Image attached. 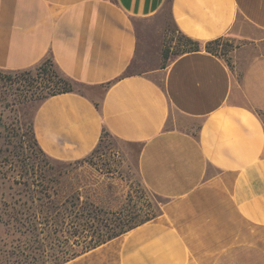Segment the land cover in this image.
Segmentation results:
<instances>
[{
  "label": "crops",
  "instance_id": "0c3cea01",
  "mask_svg": "<svg viewBox=\"0 0 264 264\" xmlns=\"http://www.w3.org/2000/svg\"><path fill=\"white\" fill-rule=\"evenodd\" d=\"M166 0H0V70L45 58L86 92L42 101L32 119L49 159L90 155L103 132L138 148L160 213L65 264H264V0H172L175 30L244 41L228 65L205 51L128 73L134 21Z\"/></svg>",
  "mask_w": 264,
  "mask_h": 264
},
{
  "label": "rangeland",
  "instance_id": "374dc122",
  "mask_svg": "<svg viewBox=\"0 0 264 264\" xmlns=\"http://www.w3.org/2000/svg\"><path fill=\"white\" fill-rule=\"evenodd\" d=\"M133 26L138 49L129 74L148 72L180 55V38L167 7L154 20L134 21ZM243 43L226 37L214 48L230 65L232 53ZM45 60L19 72L0 70V219L12 223L13 215L7 217L9 209L4 210L3 204L14 206L17 212L19 201H27L33 212L36 209L50 218L48 225L39 226L44 233L35 242L30 234L22 233L24 229L20 234L1 227L0 250L27 247L23 255L30 256L31 264L60 262L81 251L87 245L74 246L72 235L82 233V225L94 240H105L158 215L163 203L140 181L138 148L106 132L84 162L59 163L37 148L32 119L49 85L47 75L38 67ZM79 91L86 92L84 88ZM4 257L15 262L13 256L0 255V259Z\"/></svg>",
  "mask_w": 264,
  "mask_h": 264
},
{
  "label": "trees",
  "instance_id": "16d2710c",
  "mask_svg": "<svg viewBox=\"0 0 264 264\" xmlns=\"http://www.w3.org/2000/svg\"><path fill=\"white\" fill-rule=\"evenodd\" d=\"M171 2H172V0H166V6L164 8H166V7L168 8V5H170ZM176 32L179 35L180 42H181L180 47H179L181 50L180 55L185 54V53H191V52L205 51L206 53H209L213 56L219 57L217 50L214 48V46H216L220 41H222V39H217V40H213L210 42L201 43V42L194 41L190 38H187L186 36H184L183 34H181L178 31H176ZM45 59L46 60L42 64H40L38 67H39V70H42L47 75L49 85L46 87V94H44V96H42L41 102L44 101L45 99L49 98V97L56 96V95H61V94H66V93L80 94L79 89L83 88L84 85L79 83V82H76V81L66 77L64 74H62L60 72V70L57 68L54 61L51 60L49 57H47ZM164 59H166L165 55H164ZM17 72H19V71H17ZM32 139H33V136H32ZM95 150L96 149H94V151ZM86 158L87 157H85L81 160L75 161V162H84L86 160ZM56 162H59V161H56ZM59 163H70V162H59ZM6 208L9 209L7 217L8 216L10 217L11 215H13V218H10L11 219L10 222L12 221V223H9V220L3 222L0 219V228L1 227H5V228L9 227L11 229H15L18 233H20L24 229L22 233L30 234L31 235L30 237L33 238V242L36 241V237H38L39 235L44 233L43 228H40V227L48 225V223H49L50 218L47 215L41 216L40 212H36V209H35V212H33L32 211L33 207L29 206L27 204V201H22V202L19 201L18 202L17 208L19 210L17 212H16L17 209L15 210L14 206L9 207V206L3 204V209L5 210ZM156 216L142 222L140 225L151 221ZM51 219H53V218H51ZM82 226H83L82 233H76V235L73 234L72 235V237H73L72 242H73V245L77 246V247H80L82 245H87V246L86 247L83 246L82 247L83 249L81 251H78L76 253L72 252L71 255H67V256H71V257L64 258L60 262H55V263H51V264H65V263L75 259L76 257H78V256L96 248V247H99V246L105 244L106 242H108V241H110V240H112V239H114V238L125 233V231H124V232L114 234L111 237H107V239H105V240H100V239L94 240L93 236L88 235L90 231L85 230L84 225H82ZM130 230H132V229H129L128 231H130ZM86 239H89V242L87 244H86ZM40 247H41V245H40ZM26 248L16 247V248H14V250L12 249V251L0 250V255H6V256L9 255L11 257L13 256V258L15 259V262L14 261L11 262L9 260H6V257H4L3 259H0V264H31V262L28 261V258L30 256H28L27 254L23 255L24 252L26 251ZM33 249L40 251V249H42V248H33ZM27 252L33 253V251H29V250Z\"/></svg>",
  "mask_w": 264,
  "mask_h": 264
}]
</instances>
